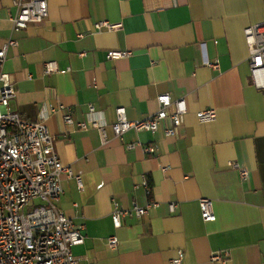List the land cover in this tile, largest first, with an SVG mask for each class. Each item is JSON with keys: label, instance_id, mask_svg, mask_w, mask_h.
Returning <instances> with one entry per match:
<instances>
[{"label": "crops", "instance_id": "0c3cea01", "mask_svg": "<svg viewBox=\"0 0 264 264\" xmlns=\"http://www.w3.org/2000/svg\"><path fill=\"white\" fill-rule=\"evenodd\" d=\"M14 13L11 0H0V46L17 41L4 66L16 91L11 106L30 121L53 109L45 125L74 175L57 207L83 226L84 242L71 249L78 264H172L180 253V264H263L264 89L251 81L244 29L264 21V0H48L47 18L18 31ZM100 21L122 28L96 30ZM113 50L132 54L107 59ZM47 61H56V73H46ZM163 94L187 105L173 135L164 133L169 119L155 132L114 135L118 107L129 120L144 119ZM89 105L108 125L106 143L96 128L77 126ZM204 109L216 119L199 122ZM143 175L158 205L114 228L115 205L147 201ZM201 198L211 200L214 221L202 219ZM112 235L115 248L106 243ZM224 251L226 259H211Z\"/></svg>", "mask_w": 264, "mask_h": 264}, {"label": "built area", "instance_id": "2783aa9c", "mask_svg": "<svg viewBox=\"0 0 264 264\" xmlns=\"http://www.w3.org/2000/svg\"><path fill=\"white\" fill-rule=\"evenodd\" d=\"M15 13L10 16L14 30L18 31L31 23H40L48 16V0H11ZM96 30L106 29L117 31L122 23L100 21L94 24ZM244 36L249 50V69L252 83L258 89H264V21L254 23L244 29ZM17 45L15 39H8L0 46V264H78L72 254V247L84 242L83 226H75L57 207V201L65 191L64 180L74 177L71 167L64 165L54 150V139L50 135L45 121L53 111L47 107L40 110L36 120L24 119L11 103L16 98V91L9 72L4 68L6 53L9 47ZM131 51H108L109 60L130 56ZM206 65L218 69V62H206ZM46 73H56V61L45 63ZM159 109L140 120H129L125 109H116L117 120L111 125L116 137L130 131L158 130L162 121L169 119L171 126L165 128L166 136L174 134L175 127L181 124V116L187 111L184 98L172 100L169 94L157 97ZM174 110L169 112V107ZM98 113L89 105L87 120L77 124L81 129L96 128L102 142L106 143L105 121L97 117ZM201 123L216 119L214 109H204L197 112ZM64 121L72 123L69 114L64 115ZM129 148L134 145H128ZM147 154L154 153L155 148H144ZM241 177L247 176V171L232 163ZM78 186L82 183L75 176ZM145 187L147 201L144 205L134 204L130 209H120L115 205L111 213L114 228L122 225L123 218L132 213L140 217L158 205L149 199L150 189L143 175L141 182ZM200 213L204 221H214L211 200H199ZM169 210L173 212L176 205L170 203ZM107 245L115 248L118 244L116 236L107 238ZM227 251L212 254L213 261L228 257ZM182 254L172 259V264L181 263ZM264 264V262H263Z\"/></svg>", "mask_w": 264, "mask_h": 264}]
</instances>
